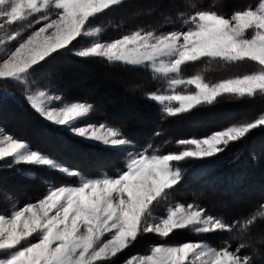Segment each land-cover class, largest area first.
Wrapping results in <instances>:
<instances>
[{"label":"snow or ice","instance_id":"snow-or-ice-1","mask_svg":"<svg viewBox=\"0 0 264 264\" xmlns=\"http://www.w3.org/2000/svg\"><path fill=\"white\" fill-rule=\"evenodd\" d=\"M124 2L0 0V29L17 22H27L32 28L30 17L42 24L26 36L19 32L8 35L16 43L0 56V82L27 85L49 60L73 56L143 66L167 78L171 91L153 92L149 99L162 106L161 112L170 118L221 99L264 98V0L255 8L249 6L231 15L213 10L179 12L190 25L187 30H137L109 42L97 40L78 47L99 32L92 25L101 15ZM202 58L226 64L251 62L255 70L217 83L205 82L199 75L181 78L182 66ZM180 85L194 86L195 91L178 93L175 89ZM26 100L51 125L117 152H127V159L115 175L84 178L79 169L32 150L27 142L0 129V162L4 166H46L67 177H80L79 183L51 187L36 202L10 214L0 211V264H116V258L145 234L167 238L178 229L199 234L235 231L233 238L242 240L258 223L264 224V204L249 217L232 223L207 214L205 208L195 204H177L167 209L166 216L153 217L169 191L182 181L181 169L176 166L179 162L212 158L245 140L254 130L264 129V113L201 138L178 140V145L186 146L183 150L160 154L150 151V144L130 151L136 145L119 127L106 123L81 125L80 121L93 111L92 103L59 106L53 102L61 97L44 90L28 91ZM246 247L249 245L243 242L234 250L228 244L215 248L203 242L154 245L150 254L132 256L124 264H253L252 258L241 255Z\"/></svg>","mask_w":264,"mask_h":264},{"label":"rangeland","instance_id":"rangeland-1","mask_svg":"<svg viewBox=\"0 0 264 264\" xmlns=\"http://www.w3.org/2000/svg\"><path fill=\"white\" fill-rule=\"evenodd\" d=\"M127 1L129 0H125L123 5L118 6L114 10L108 11L104 15H101L92 25V28H98L99 32L92 37L86 38V40L82 42L81 45H78V47L85 46V44H90L97 40L109 42L117 38H121L126 34H131L137 30H157L160 32H168L181 29L187 30V28L190 27V25L184 22L185 17L178 15L179 12L187 13L186 9L190 12V6L186 7L190 4L189 0H139L128 3ZM244 1L245 0H235L234 3L239 4ZM260 2H262V0ZM259 3L254 6V8L257 7ZM29 19L33 21L32 28L28 27L27 22H17V24L12 25L11 27L0 29V56H2L16 43L15 41L8 39L9 34L19 32L21 36H26L33 30V28L38 29L42 26V24L35 23L34 17H30ZM19 38L20 37H18V39ZM88 61L90 62L92 60ZM116 65H119V67L109 69V73L112 71L110 74L108 73V75L101 76L91 65L85 64L84 66H78L71 62H67L66 58L61 59L57 56L56 59L49 60L48 63L43 64V67L30 78L27 85H20L14 82H0V103L16 97L14 100L24 98L26 104L28 91L37 92L39 90H44L49 92L51 95H59L61 100L54 101L53 103L62 106L63 103L76 101L65 100L55 91L63 87L70 92V95H79L81 94V86L79 85H89L85 89L90 90V95L95 97L99 103L94 105L93 111L86 118L82 119L80 123L81 125L94 123L99 124L105 122H100L97 117H91V115L95 114L99 110L97 106L106 105L109 101V97H107L108 95L112 96L111 98L116 100L123 98L122 90L119 88L122 83L141 81L145 83V86L140 90L139 94L136 95V100L132 101L128 107H124L119 104L116 111L117 115L106 116L107 121L111 122L113 125L108 123L106 124L113 127H118L117 124L120 125V128L125 135L133 142L136 140L148 139V141H151L150 145L152 146L149 150L157 151L160 154H167L170 152L174 153L183 150L186 146L178 145L176 143L178 140L201 138L233 123L244 122L246 119H252L259 114L264 113V98H256L253 100H236L234 98L221 99L218 103H214L213 105H197L188 113L192 114L200 110H209L208 114H203L207 118H195L198 121H192L190 122V125L187 124L186 127H183V124L178 122L174 125L176 127L175 129L177 131L182 128L193 129L195 125H200L207 129L210 128V130L205 133L189 132L188 135H178L177 132L169 130L172 129L169 126H161L158 129L150 130L151 125L153 128H156V125H154V118L157 113L161 112L162 107L155 102L160 108V110H158L159 112L152 111L150 107L147 108V114L139 115L140 117L136 119L139 124L133 126L134 129H132L131 125H129L125 120L135 118L136 114L142 110L141 108L143 105H138V102L136 101L139 100L149 102L151 101L149 97L153 92L168 94L171 89L168 79L162 75L154 72L153 77L147 75L145 71L152 72L150 68L144 69L143 66L123 65L120 63H117ZM121 67L124 68L121 69ZM138 67L140 68L139 70H137ZM254 70L255 65L251 62L242 64H226L224 62L202 59L194 64L189 63L188 65L182 66L180 76L183 79H191L199 75L205 80V82L217 83L225 79L242 76ZM103 71L106 70L103 69ZM154 78L157 82H161V86L156 91H154ZM160 78L162 80L158 81L157 79ZM175 90L178 93L186 94L194 92L195 88L194 86L180 85L176 86ZM124 91L127 94H133L134 89L129 85V87H126ZM17 92L20 97L16 96ZM251 101L254 102L250 103ZM253 103L256 104L251 106ZM225 106H228V108L231 109L247 107L250 111L242 108L240 111L237 109V111L234 110L226 112L224 111ZM5 109L1 117L4 116V119L9 117L10 122L8 123L12 124V126H17V122L15 121H26L25 119L19 118L13 108ZM188 113L179 114V118L186 117ZM171 118L164 114L162 119L163 121H169ZM42 120L45 121L43 118ZM45 122L51 127L63 131L62 126H55L51 125L50 122ZM1 123L2 121L0 119V129H2L4 133L9 134L7 129L1 126ZM27 124H25L22 129L10 130V134L26 142L24 138L28 135L26 128ZM63 132L68 136L75 138V140L81 142L82 144H87L89 148L94 144L95 147L105 150V156L111 155L112 153L110 151H113L118 155V157H115L113 160L106 159L107 162L109 161L108 164L111 167V170L108 173L99 172L98 169L92 170L90 168H86L88 169L87 172H90L86 173L81 169V167H74L73 169H79L81 171L84 178H96L104 175L112 176L117 173L118 169H122L124 167L127 159V152H117L110 147L103 146L99 142H91L83 138H78L70 132ZM157 132L161 134L156 135ZM253 132H260L261 136H259V138L263 140L262 133H264V129L254 130ZM148 133H151L149 138L145 137ZM156 138L158 141H155ZM38 139L42 140L44 144L49 142L47 137H38ZM148 145L149 144H146V146L142 148H140L141 146H136L135 148L129 150L135 152L147 148ZM29 146L32 150L49 155L68 167L67 160L63 159L61 153L54 152L52 149L54 148L53 146H51L52 148H49L50 151L48 152L42 151L38 148H32L30 144ZM251 146L253 147L248 149V152L244 153L242 151L234 153V150L224 151L223 158L227 162L234 163L239 160L241 155L244 158L253 159L252 153H256L257 157H255V161L253 163V167L257 169L256 175H249L248 179L244 180L242 176L243 169L246 164L245 162L243 164V161H239L233 168L224 170L222 175L218 176L217 185L215 188H212L213 190L217 189L218 192L216 191L212 196L207 193L208 191L203 189V187L194 185V183H189L188 169L200 167L205 164H208L209 166L207 168H210V166H213L210 162L213 160L212 163L214 164V162H216L214 158L221 153L212 158H186L185 161L179 162L176 166L181 169L182 181L176 186L175 190L169 191L167 198L154 210L153 217L159 219L166 216L167 209L169 207H175L177 204L199 205L207 210V214L222 218L226 223H232L234 220L238 219L243 220L249 217L250 214H254L259 211V206L264 204V141L259 143L258 140H255L251 142ZM61 159H63V161ZM96 159L97 157L92 158L93 165L100 162ZM258 161H260V164ZM15 165L16 164H11V166L7 167L3 166L2 169H11ZM16 167V172L14 171L13 173L8 174V172L0 171V211H6L8 214L28 203L36 202L38 199L46 195L47 191L51 187L59 184H76L80 181V177H67L65 174H61L56 170H49L46 166L17 165ZM27 167H29V169H27ZM40 167H43L46 172L41 173L42 171H40V169L37 170ZM217 167L223 168L222 165H218ZM28 170L31 171L28 172ZM20 172H22L21 177L17 178ZM23 176L30 177L32 180L23 179ZM38 177H41V179ZM241 189L244 190L242 191ZM239 194L240 198L235 205L232 201V197L238 196ZM235 235V231L233 233L215 232L209 234H199L190 229L174 230V232L167 238H161L151 233L145 234L140 237L132 247L125 250L118 256V258H116V264H124V262L132 256L150 254L151 246L154 245H180L184 242H203L215 248H222L225 244H228L233 250L238 246V244L243 242L248 244L249 247H246L241 255H247L252 258L253 264H264V225L258 223L257 226L253 227L242 240L234 239L233 237Z\"/></svg>","mask_w":264,"mask_h":264},{"label":"trees","instance_id":"trees-1","mask_svg":"<svg viewBox=\"0 0 264 264\" xmlns=\"http://www.w3.org/2000/svg\"><path fill=\"white\" fill-rule=\"evenodd\" d=\"M133 1H139V0H129L128 2H133ZM190 4H188L186 7L190 6L189 11L190 12H194L197 10H213V11H217L218 13L222 14V15H231V13L235 12V11H239V10H243L249 6L254 7L256 6L261 0H245L242 3L236 4L233 1L234 0H189ZM187 13H188V9ZM182 11V10H181ZM61 59L66 58L67 62H71L75 65H82L84 66L85 64L91 65L95 68V70L101 75V76H105L108 75L109 73V69L111 68H118L119 65L117 66L116 64H108L106 61L104 62L103 60L100 59H96V58H76L73 56H59ZM204 59V58H202ZM201 59V60H202ZM88 60H92V61H88ZM95 60V61H94ZM198 62V61H196ZM196 62H193L191 64H194ZM124 67H121V69H123ZM103 69H105L106 71H103ZM140 68L138 67L137 70H139ZM145 71V70H144ZM112 71H110L111 73ZM147 75H150L151 77L154 76V73L151 71H145ZM109 73V74H110ZM158 77V76H157ZM155 79V78H154ZM162 80L160 79H157ZM160 82V81H159ZM156 81L154 82V91H156L160 86H161V82L159 83ZM130 87L134 89L133 94H127L125 93V88L126 87ZM80 93L79 95H70V92L67 89H64L63 87H61L59 90L55 91L57 94H60L65 100H70V101H83V102H89L92 103L93 105H97V103H99V101L97 102L96 98L91 96L90 93L91 91L87 88L89 85H84V84H80ZM145 86V83L138 81V82H127V83H122L121 86H119L120 90H122V94H123V98H119V99H112L110 95H108L107 97H109V101L107 102V104L105 105H99L97 106L99 108V110L91 115V117H97L99 119L100 122H105L108 124L113 125L111 122L107 121L106 116H111V115H117L116 111H117V106L119 104H121L124 107H128L129 104L136 100V95L139 94L140 90ZM22 89H24L23 87H21ZM84 89V90H83ZM14 91V90H13ZM12 91V92H13ZM69 94V95H68ZM17 97H20L19 93L17 92L16 94ZM16 98V97H14ZM14 98H10L9 100H5L4 102L0 103V119L2 121L1 126L6 128L8 133L10 134V130H18V129H22L24 127L25 124H27V136L26 138H24L26 140V142H28L32 148H38L42 151H50L49 148L51 146H53L54 148H52L54 150V152L56 153H61V155L63 156V159L67 160L68 162V167L70 168H74V167H81V169L83 171H85L86 173H90L87 172L88 169L86 168H90L92 170H96L98 169V171L100 172H104V173H108L111 170L110 165L108 164L109 161L107 162L106 159L108 160H113L115 157H118V155L113 152L110 151L112 154L109 156H105L104 152L105 150H102L101 148L95 147L94 144L92 146H90V148L88 147L87 144H82L81 142L75 140V138H72L70 136H68L66 133H64L61 130L55 129L53 127H51L49 124H47L45 121L42 120V118L36 114L28 105L27 103L25 104V100L24 98H20V100H14ZM138 98L140 99V97L138 96ZM141 100V99H140ZM147 100V99H145ZM264 100V99H263ZM149 101V100H147ZM136 102H138V105H143V107L141 108L142 110L136 114L135 118H132L131 120H125L129 125H131V128L134 129L133 126H136L139 124V122L136 120L138 119V117H140L139 115H145L147 114L148 110L147 108H151L152 111L154 112H159L158 110H160L159 106L155 103V102H146V101H139L137 100ZM254 101H251L250 103H252ZM256 104V103H255ZM254 103L251 104V106L255 105ZM127 105V106H125ZM239 106V105H237ZM5 108H10V109H14V112L17 113V116L19 118L25 119L26 121H15L17 122V126H12V124L8 123L10 122V118H3L1 117V115H3L2 113L4 112ZM242 108H244L245 110H249L247 107H239V108H235V109H231L228 108V106H225L224 111L228 112V111H240ZM6 110V109H5ZM215 111V110H214ZM250 111V110H249ZM209 110H200L197 111L195 113H188V115L186 117L183 118H179V115L177 117H173L171 118L169 121H163L162 117L164 116L163 113H157V115H155V122L154 125H156V128H153V126H150V130L151 129H158L161 126H169L172 129H169L171 131H175L177 132L178 135H188L189 132H201V133H205L207 131L210 130L202 127L200 125H195L193 129H186V128H182L181 130L177 131L175 128V124L180 122L181 124H183V127H186V125H190V122L194 121L197 122L198 120H196L195 118H207L205 115L203 114H208ZM240 113V112H239ZM202 115V116H201ZM90 117V116H89ZM12 120V119H11ZM123 121V122H125ZM14 122V123H15ZM117 126L120 128V125L117 124ZM17 127V128H16ZM197 135V134H196ZM263 135V140L259 138V136H261L260 132H253L251 133V135H249L248 138H246L245 140L236 143V144H231L225 151L227 150H234V153L238 152V151H242L244 152H248L247 150L252 148L253 146H251V142L258 140V142H263L264 141V133H262ZM151 136V133H148L147 138H149ZM38 137H42V138H48L49 142H47L46 144L43 143L42 140H39ZM155 141H158V139L156 138ZM136 146L142 148L145 147L146 144H150L151 141H148V139L145 140H136L134 141ZM39 147H43V148H39ZM256 151V150H255ZM253 151V152H255ZM253 157H257L256 153H252ZM224 153L222 152L221 154H219L217 157L214 158V160L216 162H214V164L212 163V161L210 162L213 166H210V168H207L209 165L205 164V165H201L200 167H196L193 169H188V181L189 183H194V185H198L203 187V189H205L206 191H208L207 193H209L211 196L218 190L217 189H212L215 188V186L217 185V180H218V176L222 175V172L228 168H233L239 161H243L242 163L246 164L245 168L243 169V176L242 178L244 180L248 179L249 175L251 176H255L257 169L255 167H253V163L255 161V158L253 159H248V158H244L242 155L239 157V160L233 162H227L224 158H223ZM97 157V161H100L99 163L93 165L92 164V158H96ZM63 159H61L63 161ZM258 163L260 164V161H258ZM218 165H222L223 168L217 167ZM4 166L3 162H0V171H4V172H8L9 173H13L16 170V166L12 167L11 169H2ZM7 167V166H6ZM27 169H29V167H27ZM42 171L41 173L46 172L45 169L43 167L38 168L37 170ZM31 170H28V172H30ZM16 172V171H15ZM21 173H19V176L17 178L21 177ZM15 178V179H17ZM23 179L26 180H32L30 177H26L23 176ZM39 179H41V177H38ZM210 187V188H209ZM213 190V191H211ZM242 191L244 189H241ZM232 201L234 202V204L236 205L237 201L240 198V194L238 196L232 197ZM212 200V199H211ZM264 225V224H262Z\"/></svg>","mask_w":264,"mask_h":264},{"label":"bare ground","instance_id":"bare-ground-1","mask_svg":"<svg viewBox=\"0 0 264 264\" xmlns=\"http://www.w3.org/2000/svg\"><path fill=\"white\" fill-rule=\"evenodd\" d=\"M234 1H235V0H234ZM234 1H233V2H234Z\"/></svg>","mask_w":264,"mask_h":264}]
</instances>
